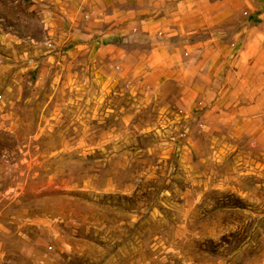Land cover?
Masks as SVG:
<instances>
[{
    "label": "rangeland",
    "instance_id": "rangeland-1",
    "mask_svg": "<svg viewBox=\"0 0 264 264\" xmlns=\"http://www.w3.org/2000/svg\"><path fill=\"white\" fill-rule=\"evenodd\" d=\"M253 28L264 0H0V264H264Z\"/></svg>",
    "mask_w": 264,
    "mask_h": 264
},
{
    "label": "crops",
    "instance_id": "crops-1",
    "mask_svg": "<svg viewBox=\"0 0 264 264\" xmlns=\"http://www.w3.org/2000/svg\"><path fill=\"white\" fill-rule=\"evenodd\" d=\"M229 2H234V0H228ZM245 1V6L249 3V0ZM244 5V4H243ZM232 10V7H231ZM227 15L226 12H222L220 17ZM247 43L242 44L241 49V59L244 60L245 57V67L246 63L248 67H253L256 62L259 64L261 60L264 59V29L263 28H253L251 30L247 29ZM243 57V58H242ZM254 59H256L254 61ZM243 64V63H242ZM245 110L251 109L252 107H244Z\"/></svg>",
    "mask_w": 264,
    "mask_h": 264
}]
</instances>
